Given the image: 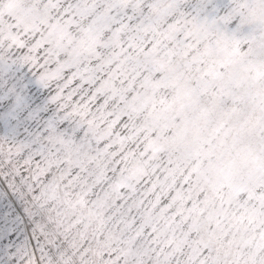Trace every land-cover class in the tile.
Returning a JSON list of instances; mask_svg holds the SVG:
<instances>
[{
  "label": "snow or ice",
  "instance_id": "1",
  "mask_svg": "<svg viewBox=\"0 0 264 264\" xmlns=\"http://www.w3.org/2000/svg\"><path fill=\"white\" fill-rule=\"evenodd\" d=\"M0 264H264V0H0Z\"/></svg>",
  "mask_w": 264,
  "mask_h": 264
}]
</instances>
